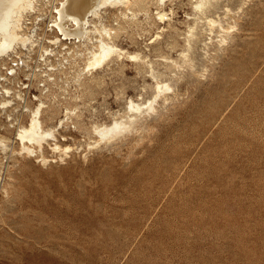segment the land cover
<instances>
[{
	"label": "rangeland",
	"instance_id": "obj_1",
	"mask_svg": "<svg viewBox=\"0 0 264 264\" xmlns=\"http://www.w3.org/2000/svg\"><path fill=\"white\" fill-rule=\"evenodd\" d=\"M59 1L37 0L24 16L23 33L34 38L11 52L23 59L13 65L19 74L0 58V82L21 90L8 111L0 108V264H264V0H219L210 16L222 20L210 32L199 19L190 49L191 0L167 1L174 9L165 24L153 0L130 5L153 10L149 22L108 5L90 18L86 39L58 44L49 40L58 35L52 18ZM161 24L165 30L149 44ZM102 26L167 71V102L146 113L152 81L137 61L82 71ZM49 74L52 80L41 81ZM34 95L44 101L46 128L64 118L56 142L70 145L66 154L51 149V138L34 154L16 139L9 114L27 123ZM131 96L144 112L136 113L135 127L100 140L95 125L130 120Z\"/></svg>",
	"mask_w": 264,
	"mask_h": 264
},
{
	"label": "bare ground",
	"instance_id": "obj_2",
	"mask_svg": "<svg viewBox=\"0 0 264 264\" xmlns=\"http://www.w3.org/2000/svg\"><path fill=\"white\" fill-rule=\"evenodd\" d=\"M133 1L135 3V1H137V0H133ZM153 1H155L156 10H154V11L151 10V9L150 10L153 11V13L155 14V17L157 18V20L160 23H164L165 24L166 20L171 18V17H169V15H170V13H173V9L174 8L170 7L169 11L166 9L165 5H166L167 1H169V0H153ZM36 2H37V0H0V58H2L3 56H7L9 58L10 63H12V65L10 67V70H9V73L11 75L13 73H15L16 75L19 74L18 71H17V68H15L13 65H19V60L23 61V59L19 55H12L11 52L12 51H18L17 48L19 47L20 43H22V45H26L28 42L30 43L31 40H33V38H34L33 37V38L30 39V37L27 34L23 33V28H24L23 27V25H24L23 19H24V16L30 10L36 9ZM170 2H173V0H170ZM190 2H192V5H193L192 8H193L194 12L192 11L193 15H191V16L188 15V17L190 19L191 18L193 19V17H194L195 20L193 19L194 20V24L187 23L188 26H186V27H188L187 36L185 37V39L187 38L186 40L188 42L186 48L191 46V44H192L191 40L192 39H195V38L198 37L197 34H199V31L196 30V28L198 26L195 27L196 26L195 23H197V21L199 19L200 20H201V18H205L206 19L205 21H207V24H208L207 26L209 27L210 32H211L214 29V26L218 23L217 20H220L218 18H221V17H218L217 19H214L213 17H215V16H213V17L210 16V14H212V13H210V11L215 12V9H217L216 7L218 6L219 0H194V1L191 0ZM148 3H150V2H148ZM39 4H41V3H39ZM141 4L139 3V5H141ZM146 4H147V2H146ZM108 5L109 6H120V5L121 6H126L127 9H128V12L124 11L123 15L122 14L121 15H122V17L124 16V17H127V18L131 19V21L133 19H137L139 14L143 13L144 14V19H146V20L152 14V13L150 14V10L147 7L143 8L144 10H141V11L132 10L131 6L134 5L132 3V0H60L59 1V5H57V7L55 8V12H56L55 18H52L54 20L52 26H55L54 28L57 29L58 35H56L57 33L54 34L56 36L53 38V40H49V41H53L54 43H58L59 44V42H61L62 40H72V39H74L75 41H80L82 39H86L85 37H86L87 33L90 31V29H89L90 28L89 27L90 18L93 17V16L99 15L100 10L102 8L108 6ZM229 9L231 10V8H229ZM151 17H152V15H151ZM137 20H139V19H137ZM133 21H136V20H133ZM138 22H136V23H138ZM147 22H149V21L147 20ZM198 23H200V22H198ZM164 24H161V25L158 26L157 33L155 34L154 38L151 39L148 42L149 44L150 43H154L158 38H160V36H161L160 32L164 31L165 28H166ZM94 25L96 26L95 23H94ZM94 25H93V27H94ZM52 26L50 24V28ZM166 26H168V25H166ZM217 26H218V24H217ZM219 26H220V24H219ZM232 26L230 25V28L231 27L234 28L233 24H232ZM221 27H223V26H221ZM228 27H229V25H228ZM96 28L97 27H95L93 29H96ZM142 28H144V27H142ZM234 29H236V28H234ZM97 30H98V28H97ZM97 30H96V32L99 31L100 33L99 32L98 33H99V35L101 37L98 38L99 40L97 39L98 43L96 44V46H93L92 49H89L88 48L89 46L87 45V48H88L87 50H89V51H88V55L84 59V64L82 66V71L85 72V73L92 74L94 71H97L100 68H103V67H106V66L110 65L109 63L111 61H113L114 59H121L122 60L123 58H127L128 60L137 61L138 63H142L143 66L145 65L146 74L151 78V81H152L150 83V87L152 89L151 97H149V99H148V104L146 106H144L146 108V109L144 108V110H146V113L149 114L150 111L156 110L155 109L156 107H155L154 103H156V102L158 103L160 101L162 103L163 102L164 103L167 102L168 99L170 98L168 92H170L171 88L173 87V86L170 85V83L167 81L166 78L165 79L163 78L164 75L166 76V74H167L166 72L167 71L166 70H161L160 68L155 67L153 61H151L152 59L150 60V58L148 56V53H143L144 50L143 51H136V50L132 51V50H128L127 48L122 47L119 44H117L114 41V39H113L112 32L115 33V30H113L112 28L102 26L101 29H99L98 31ZM223 31L226 33V30H222V35L225 34V33H223ZM229 32H230V30H229ZM172 33H170V35ZM176 33H177V30H176ZM184 33H185V30H184ZM226 34H225V36H226ZM32 36H33V34H32ZM174 37H175V35H174ZM88 38L89 37H87V39ZM220 39H221L220 41L222 42V40L224 38L220 37ZM166 40H165V43L167 42ZM173 40H175V39H173ZM169 42L171 43V45H173L172 41H170V39H169ZM76 43H78V42H76ZM170 43H168V44L170 45ZM33 44H34V42H33ZM166 44H164V45H166ZM174 44H176V43H174ZM188 44L190 46H188ZM155 45L158 46L157 44H155ZM75 46H77V44ZM159 46H162L161 43H160ZM173 46H175V45H173ZM172 47H170V49ZM29 48H31V47H28V49ZM70 49L72 50V47ZM183 49H185V47ZM188 49H190V48H188ZM51 50H52V48H51ZM79 52H81V50ZM188 53H185L184 51H182L181 52V55H183L182 59H186L184 56H186ZM188 56H186V57L189 58ZM70 58H72V56ZM180 59H181V57H180ZM172 61H174V60H172ZM182 61L179 60V62H182ZM176 62H177V60H176ZM176 62H174V63H176ZM185 62H187V61H185ZM61 63H65V60L63 59V61ZM171 64H172V62H171ZM179 64L180 63H178L177 65H179ZM7 65H8V63H7ZM167 65H165V68H166ZM182 65H183V62H182ZM112 70H115V69L112 68ZM81 73L82 72H79L77 74V80L80 79ZM171 75H175V74H172V72H171ZM99 76H97V77L100 79ZM166 77L168 78V76H166ZM52 79H53L52 76L49 74L48 77H46L45 79H41V81L42 80L47 81V80H52ZM3 80L7 81L6 78H3ZM96 81H98V80H96ZM96 81H94V82H96ZM21 82H22L21 84H22L23 88L30 85V84H26L23 81H21ZM46 84H48V82ZM96 84H98V83L96 82ZM144 88H146V87L144 86ZM0 91L3 94V95H1L2 97H0V108H2L4 111L8 109L7 107L13 106V104L15 103L14 98H18V97L21 96V93H20L21 90L17 89L16 91H14V89L12 87L4 86L1 82H0ZM13 92H14V95H13ZM142 95H143V93L140 94V96H142ZM34 97L38 100V102H37V104H35V106L33 108H31V109L29 108V114L27 113L28 114L27 123L19 125V123H20L19 115H18L19 113H16L13 117H12V115L10 113L9 114L10 118L8 117V120L11 121L10 125H12L14 127L16 126L15 137L22 144L21 148L23 149V151H25V152H27L29 154H34L37 149L39 151L40 150L42 151L43 143L46 142L47 139L51 138V139L55 140L54 143L52 144V148L51 149H53L54 151L65 152L64 154H66V152L69 151V149L71 148L70 145L61 146L58 142H56L57 141V139H56V130L59 128V126H61V124L64 121V118H60L55 126L46 128L44 126V123H43V120H42V117H41L42 116V112H43L42 111L43 107L45 106L44 101L42 100V98H38L35 95H34ZM127 103H128L127 106H128L129 112L128 111L126 112V110H125V112L128 113V114L131 112V114L129 116H127L128 114H126L127 118L129 117L128 119H130V120H125L126 117H125V119H122L123 117L122 118L114 117L111 123H104L102 125H95L94 124L95 127L92 126V128L94 127L93 131H95L100 136V138H101V139L99 138L100 140H102V139H103V141L104 140H112L115 137L120 136V134H122L123 132L127 131L128 129H130L131 125L134 123V121H136L135 119L138 118L136 116V113L137 112H143L142 111V108H143L142 104L138 102V99H137V102H136V100H134L133 97L131 96V97L128 98ZM143 105H144V103H143ZM25 106L23 108H25ZM163 107H164V105H163ZM158 108H160V106ZM14 109H16V108H14ZM26 109H27V107H26ZM26 109H24V110H26ZM70 111L71 110L67 108L66 109V114L68 112H70ZM12 113H13V111H12ZM158 114L159 113H157V115ZM150 116H148L147 118H150ZM66 117H68V116H66ZM133 127H135V126H133ZM140 127H141V125H140ZM133 130H135V129H133ZM0 146H3L4 148L6 147L5 138H3V137H0ZM42 154H44V153H42ZM42 159H44L46 161L47 158L45 159V157L42 155Z\"/></svg>",
	"mask_w": 264,
	"mask_h": 264
}]
</instances>
